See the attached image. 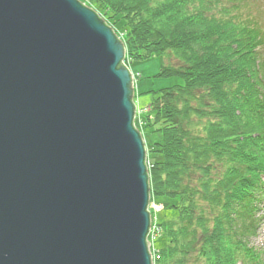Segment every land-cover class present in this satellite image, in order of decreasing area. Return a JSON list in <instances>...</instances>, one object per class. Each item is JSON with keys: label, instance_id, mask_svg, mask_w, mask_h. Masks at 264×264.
<instances>
[{"label": "water", "instance_id": "obj_1", "mask_svg": "<svg viewBox=\"0 0 264 264\" xmlns=\"http://www.w3.org/2000/svg\"><path fill=\"white\" fill-rule=\"evenodd\" d=\"M125 56L79 0H0V264H153Z\"/></svg>", "mask_w": 264, "mask_h": 264}, {"label": "trees", "instance_id": "obj_2", "mask_svg": "<svg viewBox=\"0 0 264 264\" xmlns=\"http://www.w3.org/2000/svg\"><path fill=\"white\" fill-rule=\"evenodd\" d=\"M79 1L121 38L128 65L160 57L158 76L184 82L155 92L143 120L163 136L148 149L149 182L172 213L159 220L155 264H264L252 245L264 222L256 0Z\"/></svg>", "mask_w": 264, "mask_h": 264}, {"label": "rangeland", "instance_id": "obj_3", "mask_svg": "<svg viewBox=\"0 0 264 264\" xmlns=\"http://www.w3.org/2000/svg\"><path fill=\"white\" fill-rule=\"evenodd\" d=\"M250 11L252 15L256 18H253L256 20L257 28H259L261 35L263 36L262 42H264V0H256L254 4H251ZM264 51V46L260 48ZM168 62V60H166ZM165 61V62H166ZM163 63L162 58L153 56L149 59L142 60V61H132L129 63L126 61L125 66L128 68V70L131 73L132 81H133V87H134V101H135V109H136V116L137 119H135V128L139 130L141 133V136L145 142V149H154L157 143H160L162 141V133L159 131H153V129L146 127L143 125L144 116L149 112V106L153 99L157 97V94L155 92H159L160 90L171 88L173 86L177 85H183V79L181 77H162L158 76L160 72L161 65ZM137 84V85H136ZM148 153V154H147ZM146 156L149 158V150L146 151ZM157 160L161 159V156L159 154L154 155ZM147 165V171L149 176V170L152 168L151 161L146 162ZM150 179V177H149ZM149 188H150V182H149ZM150 206L151 204L156 203H163L162 206L165 209L157 214V218L159 220H162L165 215H171L172 213L170 210L166 208L167 200L157 198L156 201L154 200L153 194L151 193V196L149 198ZM264 210V209H262ZM154 208L152 207L151 213V221L154 220ZM263 214V212H261ZM160 234L162 235L161 229L158 231L157 238L152 239L151 236L147 238L149 242V252L152 257V262L155 263L157 260L155 257L160 254L159 248H155L154 243L158 240L160 237ZM158 245V243L156 244ZM252 245L256 248H261L263 250L264 254V222L261 225V228L259 230L258 236L252 240ZM155 251V252H154ZM158 253V254H157ZM160 256V255H159ZM155 258V259H154ZM153 263V264H154Z\"/></svg>", "mask_w": 264, "mask_h": 264}, {"label": "built area", "instance_id": "obj_4", "mask_svg": "<svg viewBox=\"0 0 264 264\" xmlns=\"http://www.w3.org/2000/svg\"><path fill=\"white\" fill-rule=\"evenodd\" d=\"M154 208V214L160 212L163 207L161 205H157V204H154L153 206ZM159 227L157 225V222H156V219L154 218L153 222L151 221V227H150V232H149V235H148V238L151 236L152 239H155L157 238V234H158V231H159ZM155 244V243H154ZM155 252V251H154ZM158 254V253H157ZM156 259H158V255L155 257ZM154 258V259H155Z\"/></svg>", "mask_w": 264, "mask_h": 264}, {"label": "bare ground", "instance_id": "obj_5", "mask_svg": "<svg viewBox=\"0 0 264 264\" xmlns=\"http://www.w3.org/2000/svg\"><path fill=\"white\" fill-rule=\"evenodd\" d=\"M120 39V38H119ZM121 40V39H120ZM124 63H126V56H125V59H124ZM134 102V104H135V101H133ZM136 107V106H135ZM141 134V133H140ZM143 142H144V140H143ZM144 146H145V142H144ZM147 163H148V160L146 161ZM149 191H150V193H149V198H150V196H151V193H152V191H151V188L149 189ZM154 206V204L152 205L151 204V206H150V203H149V205H148V212H149V214H150V211L152 210V207Z\"/></svg>", "mask_w": 264, "mask_h": 264}]
</instances>
